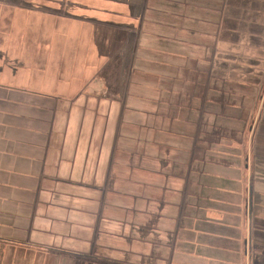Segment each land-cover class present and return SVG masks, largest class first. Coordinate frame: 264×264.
Returning a JSON list of instances; mask_svg holds the SVG:
<instances>
[{
    "label": "crops",
    "instance_id": "crops-1",
    "mask_svg": "<svg viewBox=\"0 0 264 264\" xmlns=\"http://www.w3.org/2000/svg\"><path fill=\"white\" fill-rule=\"evenodd\" d=\"M0 264H264V0H0Z\"/></svg>",
    "mask_w": 264,
    "mask_h": 264
},
{
    "label": "rangeland",
    "instance_id": "rangeland-1",
    "mask_svg": "<svg viewBox=\"0 0 264 264\" xmlns=\"http://www.w3.org/2000/svg\"><path fill=\"white\" fill-rule=\"evenodd\" d=\"M95 49L97 50L96 51V54L95 53H93V55H92V58H93V60H95V61H97V62H99V58L101 57V53H100V51H101V42L99 41V42H97V44H96V47H95ZM76 58V57H75ZM94 75H97V74H93V76ZM33 77H34V74H33Z\"/></svg>",
    "mask_w": 264,
    "mask_h": 264
}]
</instances>
